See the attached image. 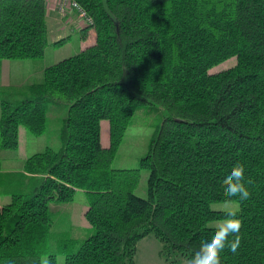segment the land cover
Here are the masks:
<instances>
[{
    "label": "trees",
    "instance_id": "1",
    "mask_svg": "<svg viewBox=\"0 0 264 264\" xmlns=\"http://www.w3.org/2000/svg\"><path fill=\"white\" fill-rule=\"evenodd\" d=\"M75 1L93 42L39 70L40 81L0 84V149L16 147L19 125L48 133L19 171H0L12 181L0 184L10 198L0 209V264H40L42 255L56 264L58 254L62 264H134L136 242L149 234L166 264H178L213 235L208 221L223 218L210 204L225 202L222 180L237 162L251 197L232 199L242 240L221 264H264V0H107L115 22L101 0ZM46 34L44 0H0V59H40ZM231 55L233 67L206 72ZM144 104L164 117L139 167L114 168ZM49 105L67 109L46 126ZM140 168L145 196L133 192ZM75 190L87 199L85 238L69 236L66 216L48 209V199L69 201Z\"/></svg>",
    "mask_w": 264,
    "mask_h": 264
},
{
    "label": "rangeland",
    "instance_id": "2",
    "mask_svg": "<svg viewBox=\"0 0 264 264\" xmlns=\"http://www.w3.org/2000/svg\"><path fill=\"white\" fill-rule=\"evenodd\" d=\"M71 14L77 17V13L72 11L67 14H60L61 16H68ZM78 20L82 23L79 17ZM87 24H83V29H90L86 27ZM73 30L69 33L68 37L59 44H54L50 46L49 42L54 40L57 32L55 30H48L46 34V43L44 47V55L38 59H31L42 65L43 62H48L50 55L56 54L60 56H70L73 55L80 49L79 43L80 39L84 35L85 30ZM94 35V34H93ZM63 39V38H62ZM5 60L7 63H14L18 65L24 61L28 60ZM236 63V57L234 55L228 56L206 68V72L215 73L221 70L231 68ZM23 65V64H22ZM13 66V65H12ZM21 68V71L26 72L27 70L31 72L32 77L26 83L37 82L42 79L39 70L36 66H28L26 68ZM18 68H15L14 73H17ZM21 73V72H20ZM1 78V77H0ZM11 84H19L20 80L13 77L11 79ZM5 85V84H1ZM66 105L51 106L46 108V126L50 123L54 124L59 122L62 118L66 116ZM164 117V111L158 106L151 105H137L134 108L132 117L126 126L124 134L122 136L121 142L115 151L111 166L114 168H137L139 167V159L147 151L149 140L154 130L159 126ZM48 136L47 130L40 135L31 134L24 126L19 125L17 128V145L15 147L16 153L21 155L31 154L35 151L42 150L44 148V142ZM99 141L102 146L107 144V120L105 118L100 119L99 122ZM10 150V149H9ZM148 171L146 168L139 169V181L134 189V194L138 196L146 195V180ZM48 209L51 212L62 213L67 218L68 226L64 228L68 232L69 236L75 238H85L92 233L91 226L86 222L83 216V212L87 207V199L85 194L80 190H75L73 197L69 201H54L53 199H48ZM210 207L214 210L225 211L227 207H237V203L232 201V203L226 204L225 202H213ZM222 218L212 219L208 221L207 225L215 227ZM61 230V229H60ZM159 244L154 239V237L149 234L148 236L139 239L135 245L134 254V264H166V262L158 254ZM177 256V255H176ZM174 258V256H172ZM62 255L58 254L56 257V264H62ZM187 260L177 256L178 264H186ZM40 264H46V257L44 255L40 258Z\"/></svg>",
    "mask_w": 264,
    "mask_h": 264
},
{
    "label": "clouds",
    "instance_id": "3",
    "mask_svg": "<svg viewBox=\"0 0 264 264\" xmlns=\"http://www.w3.org/2000/svg\"><path fill=\"white\" fill-rule=\"evenodd\" d=\"M245 172V165L237 162L224 176L222 188L226 204L230 205L233 198H237L239 202L250 199L249 186L253 181L245 176ZM239 211L238 206L227 207L223 218L215 226L213 235L201 241L199 249L187 259L186 264H221V256L226 248L236 254L242 240L240 235L242 220L239 218ZM8 264L13 262L9 261Z\"/></svg>",
    "mask_w": 264,
    "mask_h": 264
},
{
    "label": "crops",
    "instance_id": "4",
    "mask_svg": "<svg viewBox=\"0 0 264 264\" xmlns=\"http://www.w3.org/2000/svg\"><path fill=\"white\" fill-rule=\"evenodd\" d=\"M45 7V23L48 30H55L57 32L56 38L49 42L50 46H53L56 41L63 38V41L68 37L69 33L73 30L83 29V23H81L77 17L69 14L68 16L58 15L54 8V4L52 1H44ZM85 30V29H83ZM84 35L80 39L79 46L80 51L85 46L90 45L94 40V35L91 29H86L84 31ZM62 42V41H61ZM60 42V43H61ZM48 43V42H47ZM46 43V45H47ZM59 44V43H58ZM45 50V49H44ZM44 55V52H43ZM42 55V56H43ZM68 57V56H66ZM65 58V56H60L56 54L50 55V59L48 62H43L42 65L35 61H31V59H25L28 61H24L19 63L17 66L14 63H7L5 60H0V84H11V79L15 77V79H19L20 82L17 83H26L29 79H31L32 74L28 70L23 73L21 68H26L28 66H36L38 70L43 69L45 66L50 65L58 60ZM23 64V65H22ZM13 65V66H12ZM18 68L17 73H14L15 68ZM21 72V73H20ZM39 72V71H38ZM106 146V145H104ZM16 149H0V171L4 173L19 171L21 168L22 160L28 156L29 154L16 153ZM1 174V173H0ZM10 179V178H9ZM11 180V179H10ZM12 181L5 180L4 177L0 175V184H7ZM10 204V198L7 194H0V209H8Z\"/></svg>",
    "mask_w": 264,
    "mask_h": 264
},
{
    "label": "built area",
    "instance_id": "5",
    "mask_svg": "<svg viewBox=\"0 0 264 264\" xmlns=\"http://www.w3.org/2000/svg\"><path fill=\"white\" fill-rule=\"evenodd\" d=\"M49 1V0H44ZM54 4L57 13L67 14L72 11L77 13L83 24H90L91 18L86 14L85 10L75 0H50Z\"/></svg>",
    "mask_w": 264,
    "mask_h": 264
},
{
    "label": "water",
    "instance_id": "6",
    "mask_svg": "<svg viewBox=\"0 0 264 264\" xmlns=\"http://www.w3.org/2000/svg\"><path fill=\"white\" fill-rule=\"evenodd\" d=\"M107 0H101V5H102V8L104 10V12L107 14V16L113 21L115 22V18L113 17V15L110 13L108 7H107Z\"/></svg>",
    "mask_w": 264,
    "mask_h": 264
}]
</instances>
